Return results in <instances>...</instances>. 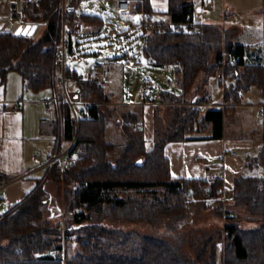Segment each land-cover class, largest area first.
Segmentation results:
<instances>
[{
    "label": "trees",
    "instance_id": "trees-1",
    "mask_svg": "<svg viewBox=\"0 0 264 264\" xmlns=\"http://www.w3.org/2000/svg\"><path fill=\"white\" fill-rule=\"evenodd\" d=\"M61 3L36 0L24 4V21L47 25L39 40L34 35L0 32L1 83L15 71L35 92H58L62 65L59 44L63 40ZM147 8L158 14L151 0H147ZM194 13L191 0H169V21L194 23ZM82 17L95 27L86 34L96 33L105 24L104 17L97 14L82 13ZM138 26L151 64L173 67L181 90L180 95L163 93L155 107L154 147L147 148L142 109L121 110L111 101L109 92L86 78L80 79L81 73L68 63L67 73L77 79L85 107L76 119L69 103L55 104L51 121L54 145L49 159L64 152L74 140L82 158L66 172L49 164L36 178L33 189L11 207L3 208L0 201V264H219L220 258L223 264H264V114L257 147L245 156L244 169L235 177L230 199L234 208L245 209L251 221L260 223L257 228H244L239 214L225 207L227 201L212 199L205 192L204 186L210 180L173 177L166 155L171 142L222 139L229 116L243 103L242 94L253 86L264 92V63L249 59L248 45L231 41L218 25L199 24L197 31L169 26L153 32L142 21ZM73 35L71 31L69 50L76 52ZM224 68L225 105L208 107V86L213 78L223 85L217 75ZM145 90L148 93L147 85ZM112 122L125 139L122 148L109 138ZM206 130L209 135L196 136ZM48 180L74 185L73 215L64 231L45 215ZM212 183L222 186L220 180ZM129 190L150 196L121 195ZM189 197L209 199L207 205L215 204L218 215L229 213L226 218L233 220L226 225L225 236L217 240L212 235L201 248L196 244V256L185 251L181 234L173 243L165 235H143L104 224L107 220L154 224L170 219L171 228H180L192 212L194 204L188 202ZM69 241L78 242L80 249L74 254L67 249L66 263L56 260L53 253Z\"/></svg>",
    "mask_w": 264,
    "mask_h": 264
},
{
    "label": "rangeland",
    "instance_id": "rangeland-1",
    "mask_svg": "<svg viewBox=\"0 0 264 264\" xmlns=\"http://www.w3.org/2000/svg\"><path fill=\"white\" fill-rule=\"evenodd\" d=\"M191 1L195 5V24L207 23L218 25L225 30L231 41L247 44L251 47L257 45L261 48L264 55V0ZM226 5H230L235 9L237 13L235 18H224L223 12ZM80 6V11L102 15L105 19V24L101 30L98 27L97 32L94 34L88 32V34L84 36L73 35L72 40L76 53L83 54L85 59L80 61L78 59L68 58V63L86 76L95 64H104L106 68L105 75L110 83L105 91L110 92L111 101L113 103L122 102L124 99L132 101V104L141 103L147 80L152 81L155 85L164 86V88H167L165 85L166 81L174 80V77L170 75L169 72L170 67H156L150 63L145 55V39L142 37V29L138 26L140 22L139 13L135 12L129 14L119 12L114 8L112 2H105L102 0L82 1ZM168 6L169 0H160L159 4L156 5L160 18L169 19V16L165 13L168 10ZM28 25L33 26L34 24L16 20L14 28L22 27L23 30ZM46 28V23H38L37 31L34 34L36 40H39L44 35ZM254 50L257 51L256 48L253 49V51ZM12 73H14L13 75L21 77L18 72L14 71ZM210 87L213 98L215 97V100L218 101L222 100L224 97V84L221 85L218 79L213 78L210 82ZM160 90V88H155L154 91L158 93ZM44 91H47L48 94L51 93L53 96V92L50 89ZM57 93H62V89H59ZM175 93L178 95L181 94L179 87L176 88ZM244 95L246 102L251 103L247 107H239L236 113L229 116L226 130L227 136L229 137H231V133H233L232 136L237 135L242 136V138H247L252 129H259L258 131L260 132L262 127V120L258 116L257 105L261 102L264 104V95L256 86L251 87ZM156 97L157 95L154 96V98ZM49 98L50 97L47 99ZM84 107L85 105L76 106V110L79 114ZM120 109L122 110V106ZM41 114L45 115L43 110H41ZM46 127H49L50 130L48 128L47 130L51 132V122H49L48 126L46 124L45 128ZM232 128H234L233 132ZM209 134L210 131L206 130L197 135L205 136ZM109 138L116 142L119 148L124 146L125 139L116 122L110 123ZM53 140L54 136L51 134L42 136L40 151L44 159H47L48 155L53 150ZM233 151H235L239 157L245 158L251 150L242 146H235ZM61 171L66 172L67 170ZM42 175L43 172H41L40 176ZM46 191L48 204L45 208V215L51 218L52 223L61 225V229L64 231L73 215L72 202L74 198V185L68 184L65 181L48 180ZM1 195L2 193H0V196ZM121 195L139 198L150 196L147 192H138L135 190L123 191ZM160 195L163 196L161 191ZM206 201L211 202L207 198L202 201H197V199L189 197L188 202H193L192 204H194L191 208L192 212L180 228H171L172 224L170 219L154 224L147 222H121L116 224L110 220L105 221L104 224L109 227L117 226L128 231H138L143 235H165L173 243L177 241L179 234H181L180 237L185 241L184 244L181 243L184 245L185 251L189 253L190 256H196V244L200 245L201 248L204 246L205 241L212 235H216L217 240L221 236H225L226 225L233 221L226 218L229 213H226L225 216L218 215L214 210L216 205L214 204L213 207H210L207 205ZM231 202L232 201L229 199L227 203H225V207L228 206V209H231L233 213L236 211L239 214L238 218L244 228H257L260 226L259 222H253L249 219L250 215L245 209L234 208ZM7 207L9 206L7 205ZM7 207L3 206V208ZM64 248L66 252L68 249V253L70 251L71 254L76 253L80 249L78 242L74 241H69L68 245L64 242ZM219 264H223L221 258L219 259Z\"/></svg>",
    "mask_w": 264,
    "mask_h": 264
},
{
    "label": "crops",
    "instance_id": "crops-1",
    "mask_svg": "<svg viewBox=\"0 0 264 264\" xmlns=\"http://www.w3.org/2000/svg\"><path fill=\"white\" fill-rule=\"evenodd\" d=\"M29 1L36 0H0V32L15 33V31L19 30L17 27L14 28L15 21H24L22 10L24 4ZM159 2L160 0H151L153 9L157 13L156 5ZM158 18L169 21V19L160 18L159 16ZM94 28L89 25V30H93ZM248 47L250 49L247 57L249 59H258L264 63V55L261 48L257 45H254V47L248 45ZM255 48L257 51H253ZM12 72L9 73L4 83L0 81V171H5L14 177L11 184L6 189L0 191L2 193L0 201L1 203L6 202L9 207L22 200L33 189L36 184V178L40 176L41 172L44 173L46 167L49 165L51 153L47 159H44L40 151L42 136L53 135L52 129L50 132L47 130V128L50 130L49 127L45 128L46 124L48 126L49 122L52 121V113L47 112L45 101L48 97L52 98L53 96L59 97L62 95V93L58 94L53 91V96L44 90L35 92L27 87L22 76L18 77L13 75L14 73ZM169 72L174 77V80L165 82L167 88L155 85L152 81H146L145 85L148 87V93L144 90L141 103L132 104V101L127 99L115 103L119 105V108L122 106V108L142 109L148 150L154 147L155 142V107L160 103L163 93H175L176 88L179 87L174 68L170 67ZM81 75L84 74L81 73ZM155 88H160V92L156 93L154 91ZM208 90L210 97L212 96L210 85L208 86ZM150 91L154 93L152 96H149ZM261 93L264 95V92L261 91ZM244 94L245 92L242 94L243 103L240 106L241 108L247 107L251 103L246 102ZM156 95L157 97L154 98ZM17 103L20 104L19 107H17ZM220 105H225L224 97L220 101L215 100L214 97L207 106ZM257 107L258 116L261 118V112L264 110L263 102L257 105ZM41 110H43L45 115L41 114ZM226 130L225 136L222 139H195L169 143L166 147V155L171 162L173 177L204 178L211 182L220 180L222 186L232 196L235 177L243 171L245 165V158L239 157L233 151V148L235 146H242L251 151L255 150L260 132L258 131L259 129H252L249 137L242 138V136H232L233 133L229 137ZM233 131L234 128H232ZM196 136L203 137L202 135ZM52 143L54 145V140Z\"/></svg>",
    "mask_w": 264,
    "mask_h": 264
},
{
    "label": "built area",
    "instance_id": "built-area-1",
    "mask_svg": "<svg viewBox=\"0 0 264 264\" xmlns=\"http://www.w3.org/2000/svg\"><path fill=\"white\" fill-rule=\"evenodd\" d=\"M77 1H87V0H62L61 3V11H62V19H63V40L59 44V52L62 60L61 69L58 77V85L60 89H62L61 96H53L50 99L45 101L46 110L49 113H53L55 104L57 102H65L69 103L73 109V113L76 119H78V112L76 110V106L83 104L82 99V89L77 84V79L73 78L67 73V64L68 58L78 59L83 61L85 56L81 53H76L69 50L71 46L69 35L72 31L76 36H84L89 30V25L82 17V13L84 11L81 10V6L77 3ZM105 2H112L114 8L119 12L123 13H132L137 12L140 14V21L146 26L149 32H153L157 29H161L163 27H173L176 30H195L199 29V26L193 22H179L173 23L171 21H164L158 18L157 14L148 11L147 8V0H102ZM224 18L225 19H233L237 16L235 9L226 5L224 7ZM237 63V61H234ZM225 67V65H224ZM105 65L102 63H97L94 67L89 71L88 75H80V79H87L96 83L99 87L103 89H107L109 86V81L105 75ZM217 77L222 80L224 87H226L227 81L225 77V68L217 75ZM74 85V86H73ZM154 93L150 91L149 96H152ZM213 97H209V101H212ZM20 104L17 103V107ZM264 114V110L261 112V117ZM82 158V153L76 147L75 140L70 143L68 148L59 155H56L52 158L49 164H56L59 169L67 170L70 167L76 165V163ZM13 175L0 171V190L6 189L11 182L13 181ZM205 192L212 198L221 201H227L231 196L230 192L225 189L224 186L215 187L213 183H208L204 186ZM193 190H189V194H192ZM3 206H7L6 202H2ZM53 257L56 260H62L66 263L67 260V252L65 248L58 249L53 253Z\"/></svg>",
    "mask_w": 264,
    "mask_h": 264
},
{
    "label": "water",
    "instance_id": "water-1",
    "mask_svg": "<svg viewBox=\"0 0 264 264\" xmlns=\"http://www.w3.org/2000/svg\"><path fill=\"white\" fill-rule=\"evenodd\" d=\"M37 30V25L30 26L28 25L22 30V27L19 28V30L16 32V34H21L24 36H33Z\"/></svg>",
    "mask_w": 264,
    "mask_h": 264
},
{
    "label": "bare ground",
    "instance_id": "bare-ground-1",
    "mask_svg": "<svg viewBox=\"0 0 264 264\" xmlns=\"http://www.w3.org/2000/svg\"><path fill=\"white\" fill-rule=\"evenodd\" d=\"M23 11V10H22Z\"/></svg>",
    "mask_w": 264,
    "mask_h": 264
}]
</instances>
